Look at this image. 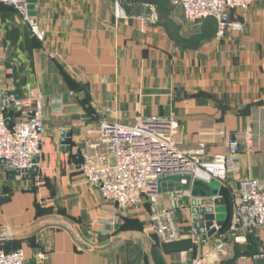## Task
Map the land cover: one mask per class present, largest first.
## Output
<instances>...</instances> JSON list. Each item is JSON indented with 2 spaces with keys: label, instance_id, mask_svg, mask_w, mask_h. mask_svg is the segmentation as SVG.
<instances>
[{
  "label": "crops",
  "instance_id": "0c3cea01",
  "mask_svg": "<svg viewBox=\"0 0 264 264\" xmlns=\"http://www.w3.org/2000/svg\"><path fill=\"white\" fill-rule=\"evenodd\" d=\"M27 1L46 39L38 42L18 13L0 5V106L3 95L21 97L27 85L37 86L44 96V134L35 175L24 179L0 166V230L8 234L0 242L12 235L19 240L26 264H180L183 251L187 260L204 257L206 264H264V227L239 233V242L228 229L239 181L264 182V0L233 13L242 33L214 36L197 50L178 49L153 6L127 14L121 0L117 16L118 0ZM64 74L88 85L87 104ZM138 115L173 116L178 147L191 151L204 143L207 159L226 150L233 131L251 133L254 151L241 145L238 171L228 173L226 184L199 187L217 192L227 209L225 225L206 241L195 240L189 192L175 198L182 238L160 243L148 227L127 225L151 219L152 207L116 213L82 176V157L94 152L99 120L128 123ZM62 132L71 135L68 151ZM160 200L172 206L167 194ZM115 217L116 227L110 224ZM48 218L55 220L32 235L14 233ZM221 239L225 247L217 252Z\"/></svg>",
  "mask_w": 264,
  "mask_h": 264
},
{
  "label": "built area",
  "instance_id": "2783aa9c",
  "mask_svg": "<svg viewBox=\"0 0 264 264\" xmlns=\"http://www.w3.org/2000/svg\"><path fill=\"white\" fill-rule=\"evenodd\" d=\"M254 1L175 0L174 4L179 6L186 23L214 19L215 37L222 39L226 33L244 31L243 24L233 19L232 15L234 12L248 11ZM0 5L15 10L34 38L38 42L44 41L45 34L30 16L27 0H0ZM115 11L121 15L117 2ZM4 102L5 105L0 106V161L11 165L14 170H30L34 166V159L41 156L44 96L37 86L27 85L23 96L9 93L5 95ZM53 104V108H61L59 99L54 100ZM178 130L179 124L173 116L139 115L132 123L101 118L98 142L90 146L94 152L83 155L80 165L84 179L104 201L113 205L116 213L140 205L154 207L148 233L160 243L176 242L182 238L175 210L161 203L158 185L161 178L189 175L192 180L216 181L224 185L228 173L238 171L241 145H245L248 153L254 151L250 132L233 131L226 150L207 159L204 143H199L195 150H181L175 141ZM118 222L119 218L115 217L110 224L114 226ZM67 226L70 230L74 229L70 224ZM263 227L264 182L243 178L232 192L229 234L235 242H239V233ZM216 229L218 231L220 228ZM224 247L225 241L221 239L214 250L221 252ZM179 257L180 264H206L204 257L187 260L185 251L180 252ZM0 264H26L24 250L17 248L7 251L0 247Z\"/></svg>",
  "mask_w": 264,
  "mask_h": 264
},
{
  "label": "water",
  "instance_id": "95a60500",
  "mask_svg": "<svg viewBox=\"0 0 264 264\" xmlns=\"http://www.w3.org/2000/svg\"><path fill=\"white\" fill-rule=\"evenodd\" d=\"M5 98V95L2 96ZM5 102L1 103V106H4ZM8 114H5L7 117ZM7 126L10 124L7 122ZM70 132H62L61 133V143L66 146L65 150H69L70 148ZM34 166L30 170L19 171L14 170L13 167L9 164H5L4 161H0V166L5 168L10 173L15 174L16 176H21L22 178H30L32 175L37 173V164L38 158H35ZM184 181V183H182ZM159 185V193L167 194L171 199V208L176 209V194L180 192H189V197L191 198L190 207H191V220L193 223V234L195 235L196 241H206L208 238H211L216 234L217 229L221 228L225 225V218L222 216H217V212L219 211V207H223L225 213L227 209L225 207V201L222 197H219L217 192L207 193L204 191H198L199 189H195L196 180H192L189 175H174L163 177L158 181ZM204 189H207V186H203ZM155 212V208L152 207V213ZM55 220V218H48L40 222H36L26 230H15L17 236H27L36 233L42 228L46 227L51 221ZM62 225V223H59ZM215 226V227H213ZM201 232H203L201 234ZM8 237L7 231L0 230V239H5ZM87 248V247H84ZM263 263V262H262Z\"/></svg>",
  "mask_w": 264,
  "mask_h": 264
},
{
  "label": "trees",
  "instance_id": "16d2710c",
  "mask_svg": "<svg viewBox=\"0 0 264 264\" xmlns=\"http://www.w3.org/2000/svg\"><path fill=\"white\" fill-rule=\"evenodd\" d=\"M141 5H149L155 8L159 24L165 29L169 39L180 50H197L203 42H206L215 36L214 19L203 21L199 31L188 36L183 35L181 33V26L175 23L171 18V13L173 11L172 0H124V6H128L125 11L127 14L132 8ZM64 77L69 81L67 75L64 74Z\"/></svg>",
  "mask_w": 264,
  "mask_h": 264
},
{
  "label": "rangeland",
  "instance_id": "374dc122",
  "mask_svg": "<svg viewBox=\"0 0 264 264\" xmlns=\"http://www.w3.org/2000/svg\"><path fill=\"white\" fill-rule=\"evenodd\" d=\"M120 1L121 0H118V5H121V3H120ZM174 1L175 0H172V7H173V12H172V17H173V19L176 21V23H178L181 27H182V30H183V33L185 34V35H188V34H190L192 31H193V29H198L199 27H201V24H202V22L201 23H194V24H191V23H186L184 20H182L183 18H182V16H181V10H180V8H179V6L178 5H176V4H174ZM256 1V0H255ZM255 1H254V3H255ZM116 2H115V4H116ZM253 3V4H254ZM7 7V6H6ZM120 10V9H119ZM15 11V10H14ZM16 12V11H15ZM29 13H30V16H31V11L29 10ZM117 16H118V14H117ZM21 17V16H20ZM22 18V17H21ZM23 20V19H22ZM36 22H37V24L39 25V23H38V21L37 20H35ZM24 22V21H23ZM25 23V22H24ZM182 23V24H181ZM39 27H40V25H39ZM28 29H29V27H28ZM40 29L44 32V34H45V39H46V32L40 27ZM29 31H30V29H29ZM30 33L32 34V32L30 31ZM33 35V34H32ZM33 37H34V35H33ZM45 39H44V41H45ZM43 41V42H44ZM68 77V80L69 81H67L72 87H73V90H75V91H78V93L79 94H83V101L84 102H86V104H87V101L89 100V93H88V88L86 89L85 88V86H88L87 84H85V83H80V82H76L75 83V81L74 80H72V78L71 77H69V76H67ZM74 81V82H73ZM90 105H87L86 106V108L88 109V110H91V112L94 114L96 111H98L99 113L100 112H102V114H104V111H102V110H98L97 108H95V107H89ZM105 112H108V110L107 111H105ZM139 116V115H138ZM137 117V116H136ZM135 118V117H134ZM134 118L131 120V121H129L128 123H132L133 122V120H134ZM102 119H104V118H102ZM105 120H108V119H105ZM182 150V149H181ZM204 185H206L205 184V182H203V181H200V180H196V187H195V189L197 190V189H199V187L200 188H202V189H204L203 188V186ZM205 190V189H204ZM147 207V205H140L139 206V208H146ZM218 212H217V216L219 217V216H222L223 218H225V210H224V208L223 207H219L218 208ZM148 218L146 219V220H144V221H140V222H138V219H136V221H134L133 223H128L127 225H129V226H139L140 228H142V227H148V225H149V222H150V218H149V216H147ZM120 225V223L118 222V223H116L115 225H114V227H116L117 225ZM12 237H13V235L11 236V238H9V239H7V240H2L1 242H0V247H2V248H11V249H14V248H19V245H20V241L19 240H17V239H12Z\"/></svg>",
  "mask_w": 264,
  "mask_h": 264
}]
</instances>
